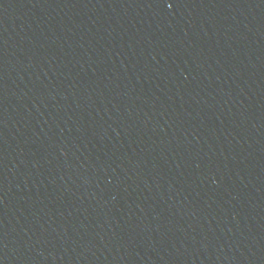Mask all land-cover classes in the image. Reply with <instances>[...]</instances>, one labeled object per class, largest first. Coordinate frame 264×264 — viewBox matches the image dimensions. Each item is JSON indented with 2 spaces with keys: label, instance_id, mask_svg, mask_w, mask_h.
<instances>
[{
  "label": "water",
  "instance_id": "water-1",
  "mask_svg": "<svg viewBox=\"0 0 264 264\" xmlns=\"http://www.w3.org/2000/svg\"><path fill=\"white\" fill-rule=\"evenodd\" d=\"M0 264H264V115L178 0H0Z\"/></svg>",
  "mask_w": 264,
  "mask_h": 264
}]
</instances>
